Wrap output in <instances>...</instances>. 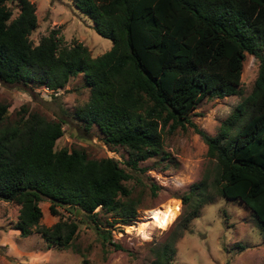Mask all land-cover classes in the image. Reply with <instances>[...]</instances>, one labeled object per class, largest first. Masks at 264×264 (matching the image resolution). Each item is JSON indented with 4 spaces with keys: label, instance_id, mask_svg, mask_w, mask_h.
<instances>
[{
    "label": "trees",
    "instance_id": "16d2710c",
    "mask_svg": "<svg viewBox=\"0 0 264 264\" xmlns=\"http://www.w3.org/2000/svg\"><path fill=\"white\" fill-rule=\"evenodd\" d=\"M13 1L19 9L12 16L7 0H0V80L57 89L81 72L90 91L76 115L86 127L95 125L106 142L125 145L132 167L160 151L164 129L191 125L206 143L210 164L183 202L192 194L212 201L216 193L205 195L204 188L213 185L217 194L240 198L263 230L264 0H73L111 39L94 56L82 41L66 43L54 27L33 43L35 5ZM246 52L259 60L252 88L210 133L191 112L206 95L240 93ZM6 109L0 101V198L19 204L14 226L21 234L36 230L48 244L71 243L77 221L40 224L42 198L49 199L52 213L57 205L80 207L98 225L97 206L114 211L111 220L135 215L134 201L120 197L130 192L122 182L130 172L115 157L56 148L61 120L34 110L9 119ZM201 203L196 199L187 209L181 230ZM170 241L156 246L150 264H172L176 246Z\"/></svg>",
    "mask_w": 264,
    "mask_h": 264
},
{
    "label": "rangeland",
    "instance_id": "374dc122",
    "mask_svg": "<svg viewBox=\"0 0 264 264\" xmlns=\"http://www.w3.org/2000/svg\"><path fill=\"white\" fill-rule=\"evenodd\" d=\"M31 1L37 17V25L29 34L33 43L54 27L66 43L82 41L86 44L92 56L110 47L111 39L94 29L91 18L73 0ZM7 4L12 9V16L15 15L18 5L13 0H7ZM258 62L255 55L246 52L240 93L204 96L192 110V119L215 133L234 104L250 92ZM89 91L81 72L71 74L65 85L57 89L0 80V101L7 103L9 119L37 111L47 118L61 120L63 132L55 140L56 148L78 147L89 157H115L130 172V176L122 180L130 192L120 197L134 201L135 215L111 220L115 212L97 206L100 226L81 209L75 213V210L68 211L57 205L58 213H52L49 199L42 198L38 202L42 210L40 224L51 225L59 218L77 221L71 243L62 247L48 244L36 230L21 234L14 226L19 204L0 198V264H150L156 246L170 240L176 246L172 264H264V228H260L259 221L240 198L217 194L215 187L207 184L204 194L216 193L212 201L192 194L183 202V194L190 192L193 182L201 178L210 164L206 143L191 125L177 126L173 131L164 129L160 151L138 160L137 166L132 167L126 162L129 149L125 145L106 142L95 125L86 127L84 120L76 115V109L88 99ZM196 199L202 202L199 213L181 230L183 217ZM163 203H172L170 205L174 207L167 226L150 224L145 232L129 227L131 232L118 236L108 234L104 229L111 221L133 223L142 214L140 221L146 209ZM94 222L100 227L97 228ZM175 231H178L176 237ZM114 242H119L123 248H116Z\"/></svg>",
    "mask_w": 264,
    "mask_h": 264
},
{
    "label": "bare ground",
    "instance_id": "6f19581e",
    "mask_svg": "<svg viewBox=\"0 0 264 264\" xmlns=\"http://www.w3.org/2000/svg\"><path fill=\"white\" fill-rule=\"evenodd\" d=\"M172 203H163L155 208L148 210L146 209L144 211L145 214H143L144 218L140 221L137 220L135 223H127L126 228L129 231V227H135L134 229H137L139 231L145 232L146 227L150 225V223H160V225L167 226L170 222V217L172 215V212L174 210V207L171 206ZM148 212L146 213V211ZM139 222V223H138ZM138 223V225H137ZM136 225V226H135ZM146 234L144 233V236ZM147 237V235L145 236Z\"/></svg>",
    "mask_w": 264,
    "mask_h": 264
},
{
    "label": "built area",
    "instance_id": "2783aa9c",
    "mask_svg": "<svg viewBox=\"0 0 264 264\" xmlns=\"http://www.w3.org/2000/svg\"><path fill=\"white\" fill-rule=\"evenodd\" d=\"M143 210H144V209H143ZM141 215H142V214H141ZM141 215L138 216V219H139V217H140ZM138 219H134L133 223H134V222H137ZM128 223H131V222H128ZM126 224H127V223H121V222H119V221H116V222H114V223H112V224H108V225H106L105 228H108V229L110 230L111 235H113V236H118L117 234L122 235V234L128 232V230H127V228H126ZM150 224H154V223H150ZM147 227H149V226H147ZM147 227H146V229H147ZM129 232H131V231H129Z\"/></svg>",
    "mask_w": 264,
    "mask_h": 264
},
{
    "label": "water",
    "instance_id": "95a60500",
    "mask_svg": "<svg viewBox=\"0 0 264 264\" xmlns=\"http://www.w3.org/2000/svg\"><path fill=\"white\" fill-rule=\"evenodd\" d=\"M69 206L72 207V204H70ZM79 211H80V207H76L74 212L77 213Z\"/></svg>",
    "mask_w": 264,
    "mask_h": 264
},
{
    "label": "clouds",
    "instance_id": "9594fccd",
    "mask_svg": "<svg viewBox=\"0 0 264 264\" xmlns=\"http://www.w3.org/2000/svg\"><path fill=\"white\" fill-rule=\"evenodd\" d=\"M160 227V226H159ZM162 228V227H161Z\"/></svg>",
    "mask_w": 264,
    "mask_h": 264
}]
</instances>
